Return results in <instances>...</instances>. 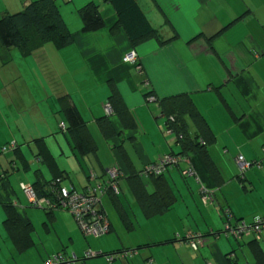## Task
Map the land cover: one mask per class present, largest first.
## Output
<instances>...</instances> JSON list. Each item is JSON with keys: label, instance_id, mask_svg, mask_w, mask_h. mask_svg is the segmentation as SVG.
<instances>
[{"label": "crops", "instance_id": "0c3cea01", "mask_svg": "<svg viewBox=\"0 0 264 264\" xmlns=\"http://www.w3.org/2000/svg\"><path fill=\"white\" fill-rule=\"evenodd\" d=\"M32 1L4 0L0 16ZM90 3L104 27L84 33L78 10ZM57 4L72 35L69 46L34 47L32 34L27 55L0 46V264H44L57 253L74 256L71 264H264V229L258 243L222 234L226 209L234 222L264 219V0ZM144 22L164 44L151 38L133 46ZM131 51L140 72L122 61ZM179 95L190 98L207 126L206 156L182 153L150 100ZM64 100L84 121L90 143L83 153L67 130ZM184 123L197 135L191 118ZM11 143L15 148L2 153ZM169 154L185 160L158 180L140 176L145 165ZM238 156L260 166L240 179ZM115 165L123 176L118 193L101 199L109 233L99 238L83 236L66 211L32 208L21 189L62 173L63 187L82 192L91 173L103 182ZM187 169L194 174L183 175ZM202 190L210 194L206 203ZM153 195L167 204L164 212H154ZM193 235L202 237L197 250L189 243ZM88 252L97 256L85 258ZM120 253L127 255L115 257Z\"/></svg>", "mask_w": 264, "mask_h": 264}, {"label": "trees", "instance_id": "16d2710c", "mask_svg": "<svg viewBox=\"0 0 264 264\" xmlns=\"http://www.w3.org/2000/svg\"><path fill=\"white\" fill-rule=\"evenodd\" d=\"M78 14L82 21V31L84 33H94L103 29L104 22L100 11L93 4L90 3L83 6L78 10ZM140 26L136 27L138 28V36L136 35V38L131 39L133 46L151 38H156L160 44L165 43L158 39L155 31L145 22L140 24ZM31 34L36 40L34 47L52 43L57 49H62L72 43V35L63 21L57 0H34L18 12L4 13L0 16V46L2 48L6 50L17 48L23 55H27L32 48L29 46ZM113 98L114 94L107 102L112 110L113 107L110 101ZM154 99L166 118V125L176 135L177 141L181 145L182 153H185V155L199 153L206 156L205 149L210 144L209 133L204 120L194 108L190 98L185 95H179L166 100H159L156 97ZM63 111L67 119V130L71 134L75 146L82 153L85 152L89 148L90 140L84 133L85 124L80 113L75 106L66 100L63 101ZM186 117L191 118L197 128L198 132L194 137L190 136L186 131L187 127L184 123ZM201 133L205 134V136L201 135ZM38 160L43 162L44 159L38 158ZM63 176L62 173H57L48 182H41L37 179L31 185L36 198L53 197L52 192L61 187ZM161 176L152 177L158 180ZM151 202L156 213H162L167 208V204L160 195H153ZM253 242L258 243L257 240Z\"/></svg>", "mask_w": 264, "mask_h": 264}, {"label": "built area", "instance_id": "2783aa9c", "mask_svg": "<svg viewBox=\"0 0 264 264\" xmlns=\"http://www.w3.org/2000/svg\"><path fill=\"white\" fill-rule=\"evenodd\" d=\"M124 63L134 66L140 72V66L137 62L136 54L131 51L129 54L122 58ZM154 101V98H150ZM105 112L107 115L111 114L110 106L107 103L105 106ZM63 125L61 129L63 130ZM165 133L173 134L174 132L165 125ZM15 148V144L11 143L1 149L2 153L7 152ZM185 159L180 155H164L156 161V163H149L144 166L141 171V177L147 176H160L165 173L169 168L177 166L181 161ZM236 163L239 168L240 179L243 178L244 173L252 166H260L258 163L247 162L242 156L236 158ZM194 174L192 169L183 171V175L191 176ZM123 176L121 169L115 165L108 169L107 177L105 181L98 180L92 173L90 174V182L82 192H77L72 189L65 188L61 185L56 191L52 192L51 198L37 199L31 186L21 185L22 191L25 193L30 206L34 209H43L48 212L66 211L75 220L81 233L85 237L99 238L109 233V223L101 208V199L105 194H117L118 193V181ZM203 199L206 203L209 197V191L202 190ZM224 214L225 228L222 234L226 237H233L235 239H241L244 236H253L255 240H259V235L264 229V219H259L251 225H247L243 221H233V215L230 210L226 209ZM202 237L200 235H193L189 239V243L193 250H197L201 245ZM127 253H120L115 257H124ZM97 254L88 252L85 258L96 257ZM114 256H108L107 259L111 261ZM77 259L72 256L70 258L65 257L61 253H57L47 259L44 264H71Z\"/></svg>", "mask_w": 264, "mask_h": 264}, {"label": "rangeland", "instance_id": "374dc122", "mask_svg": "<svg viewBox=\"0 0 264 264\" xmlns=\"http://www.w3.org/2000/svg\"><path fill=\"white\" fill-rule=\"evenodd\" d=\"M3 1H4V0H0V3H3ZM60 1H62V0H58V3H59ZM4 51H6V50H4ZM14 51H15V49H14ZM13 53H15V52H13ZM15 61H16V60H15ZM12 66H14V65L12 64ZM18 74H19V73H15L16 76H17ZM22 74H24V72H23V70H22V68H21V73H20V75H19V76H21V78L16 79V81L18 82L17 85H19V86H21L22 83H24V79H23ZM43 89L46 90L45 85H43ZM37 91H38V90H37ZM37 94H38L39 96L41 95L39 91L37 92ZM44 101H45V100H44ZM49 101H50V100H49ZM45 105L48 106L47 104L41 103V107L44 108V109H46V111H47L48 109H47V107H46ZM39 106H40V105H39ZM110 110H111V109H110ZM111 112H112V110H111ZM60 128H61V127H60ZM109 169H110V168H109ZM106 177H107V175H106ZM65 184H66V183H65ZM65 186H68V185H65ZM259 219H260V218L257 217L256 219H253L252 222L258 221ZM247 225H250V224H247ZM224 228H225V224H223L222 232L224 231Z\"/></svg>", "mask_w": 264, "mask_h": 264}]
</instances>
